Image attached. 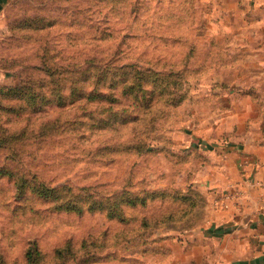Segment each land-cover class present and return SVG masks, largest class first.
Listing matches in <instances>:
<instances>
[{
  "label": "rangeland",
  "instance_id": "1",
  "mask_svg": "<svg viewBox=\"0 0 264 264\" xmlns=\"http://www.w3.org/2000/svg\"><path fill=\"white\" fill-rule=\"evenodd\" d=\"M250 2L0 0V264L207 259L192 143Z\"/></svg>",
  "mask_w": 264,
  "mask_h": 264
},
{
  "label": "crops",
  "instance_id": "2",
  "mask_svg": "<svg viewBox=\"0 0 264 264\" xmlns=\"http://www.w3.org/2000/svg\"><path fill=\"white\" fill-rule=\"evenodd\" d=\"M250 1L259 15L243 26L249 37L222 68L230 76L208 87L211 104L198 114L192 143L202 158L194 185L217 207L198 241L208 253L200 264H264V0Z\"/></svg>",
  "mask_w": 264,
  "mask_h": 264
},
{
  "label": "built area",
  "instance_id": "3",
  "mask_svg": "<svg viewBox=\"0 0 264 264\" xmlns=\"http://www.w3.org/2000/svg\"><path fill=\"white\" fill-rule=\"evenodd\" d=\"M236 194H237V193H235V194H230L229 198L232 197V196H234V195H236ZM225 197L227 198V196H225ZM220 205H221L222 207H224V208H227V205H225V204H222V203H221Z\"/></svg>",
  "mask_w": 264,
  "mask_h": 264
}]
</instances>
